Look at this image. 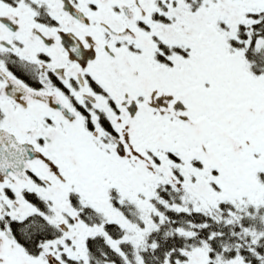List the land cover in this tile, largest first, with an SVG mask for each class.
<instances>
[{
  "label": "snow or ice",
  "instance_id": "6c2138e0",
  "mask_svg": "<svg viewBox=\"0 0 264 264\" xmlns=\"http://www.w3.org/2000/svg\"><path fill=\"white\" fill-rule=\"evenodd\" d=\"M0 264H264V0H0Z\"/></svg>",
  "mask_w": 264,
  "mask_h": 264
}]
</instances>
